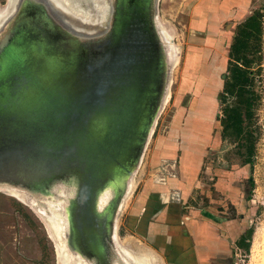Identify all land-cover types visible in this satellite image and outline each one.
Wrapping results in <instances>:
<instances>
[{
	"label": "water",
	"instance_id": "1",
	"mask_svg": "<svg viewBox=\"0 0 264 264\" xmlns=\"http://www.w3.org/2000/svg\"><path fill=\"white\" fill-rule=\"evenodd\" d=\"M92 2L0 5V193L41 218L69 263L164 264L118 231L180 51L160 0Z\"/></svg>",
	"mask_w": 264,
	"mask_h": 264
},
{
	"label": "rangeland",
	"instance_id": "2",
	"mask_svg": "<svg viewBox=\"0 0 264 264\" xmlns=\"http://www.w3.org/2000/svg\"><path fill=\"white\" fill-rule=\"evenodd\" d=\"M5 2L6 0H0L2 5ZM223 2L229 3V11H226L227 6ZM258 9H261L264 15V0H160L159 17L174 27L177 33L174 41L178 44L180 58L173 72L171 98L158 120V126L141 164L145 166L144 179L141 181L142 175L138 176L139 169L136 176L137 186L140 183L139 187H136L135 194L131 196L129 205L120 218L118 235L122 239L129 235L134 236L137 241L141 239V232L132 230L131 224L128 223L127 214L131 200L133 201L140 193L145 186L144 183L147 187L153 184L149 174L157 168L158 171H163L161 166L153 163L156 141L161 128L168 123L175 106H193L197 99L203 98L204 95L201 93L204 79H208L207 76H211L214 80L212 84L215 88L218 87L221 75L226 69L227 50L236 25ZM263 67L264 65L260 89L262 102L256 112L259 134L252 164L243 163L245 157L240 153L243 154L244 149L239 148L237 142L223 139L221 136L222 127L218 121L221 116V105L218 94L213 119L202 121L210 132L207 131L206 134L203 132L201 136L203 144L198 143L201 148L198 151L202 153V156H198L202 162L198 180L193 182L189 176H184L186 180H180L182 183H179V191L174 196L175 202L181 209V217L191 220L195 218L213 220L215 215L220 214L219 211H223L224 217L238 222L237 240L247 238L249 248L248 250L239 248L236 241L233 244L230 264H264ZM162 167L167 168L166 165ZM168 170L170 173L173 172L169 168ZM225 176L229 177V180H236L234 184L239 187L237 209L232 207L231 199L221 191L220 183L226 178ZM162 179L156 181L164 184ZM248 232H250L249 237ZM137 244L141 243L137 242L132 248ZM0 264H58L56 248L41 220L30 208L2 193H0Z\"/></svg>",
	"mask_w": 264,
	"mask_h": 264
},
{
	"label": "crops",
	"instance_id": "3",
	"mask_svg": "<svg viewBox=\"0 0 264 264\" xmlns=\"http://www.w3.org/2000/svg\"><path fill=\"white\" fill-rule=\"evenodd\" d=\"M223 4L227 6L226 11H229V3ZM207 77V80L204 79L201 93L204 95L203 98L197 99L193 106H175L168 123L161 128L153 163L161 166L163 171H158L157 168L154 174H149L153 184L147 187L144 183L145 186L134 198V203L131 200L127 214V221L131 224L132 230L142 234L140 243L157 252L165 264H230L233 244L238 242V222L224 217L223 211H219L220 214L215 215L213 220H209L210 218L191 220L181 217L179 204L174 200L179 191V183L186 180L184 176H189L193 182H197L202 166L198 157L202 156L198 151L201 149L198 143L203 144L201 137L203 132L204 134L210 132L202 121L213 119L216 112V97L222 91V75L217 88L212 84L213 78ZM163 165L167 168H163ZM168 168L173 172L170 173ZM144 171L143 164L138 174L142 175L141 181L144 179ZM160 178H164L162 179L164 184L156 181ZM228 180L229 177L223 178L220 183L221 191L231 199L232 207L237 209L240 190L238 185L234 184L236 180ZM184 220L185 222H182Z\"/></svg>",
	"mask_w": 264,
	"mask_h": 264
},
{
	"label": "trees",
	"instance_id": "4",
	"mask_svg": "<svg viewBox=\"0 0 264 264\" xmlns=\"http://www.w3.org/2000/svg\"><path fill=\"white\" fill-rule=\"evenodd\" d=\"M263 18L262 10L258 9L236 25L227 50L219 95L221 136L244 149L240 154L246 164H252L259 134L256 112L262 102ZM237 245L248 250V239L243 238Z\"/></svg>",
	"mask_w": 264,
	"mask_h": 264
},
{
	"label": "bare ground",
	"instance_id": "5",
	"mask_svg": "<svg viewBox=\"0 0 264 264\" xmlns=\"http://www.w3.org/2000/svg\"><path fill=\"white\" fill-rule=\"evenodd\" d=\"M9 1V6L8 7H10V4H11V0H8ZM91 2H92V0H91ZM96 2V1H95ZM93 3V2H92ZM94 4V3H93ZM6 8L5 7H0V22L1 21H3L4 20V18L6 17V13L7 12H5L4 10H5ZM161 22L163 23V25L165 26V29L167 30V32H170V34H171V29H170V27L168 26V25H170V23L169 22H166L165 20H162L161 19ZM173 35L174 36H176L177 35V33H175V29H174V27H173ZM178 45V44H177ZM141 168H143V165L141 166ZM164 179V178H163ZM131 198V197H130ZM130 200V199H129ZM129 200L126 202V207H125V209L127 208V206H128V204H129ZM36 214V213H35ZM37 216V215H36ZM40 220H41V218L40 217H38ZM41 222L43 223V221L41 220ZM44 224V223H43ZM46 227V226H45ZM46 230H47V227H46ZM47 233H48V235H49V237H50V239H51V236H50V234H49V232H48V230H47ZM119 242H120V244L125 248V249H127L128 251H130V248H132V245H135L137 242H140V241H137L134 237H132V236H127V237H125V238H121V237H119ZM55 248H56V252H57V259H58V264H72L71 262L69 263V261H67V258L66 257H64V255L62 254V252L59 250V248L57 247V246H55ZM136 248H137V250H138V253L141 255V256H147L146 254H147V252L150 250L149 248H147V246H145V245H142V244H137L136 245ZM133 255V254H132ZM134 255H136L137 257H138V254H136V253H134ZM74 264H83V263H81V262H76V263H74Z\"/></svg>",
	"mask_w": 264,
	"mask_h": 264
},
{
	"label": "built area",
	"instance_id": "6",
	"mask_svg": "<svg viewBox=\"0 0 264 264\" xmlns=\"http://www.w3.org/2000/svg\"><path fill=\"white\" fill-rule=\"evenodd\" d=\"M263 32H264V18H263ZM263 42H264V34H263ZM263 50H264V47H263ZM263 65H264V63H263ZM263 71H264V67H263Z\"/></svg>",
	"mask_w": 264,
	"mask_h": 264
},
{
	"label": "flooded vegetation",
	"instance_id": "7",
	"mask_svg": "<svg viewBox=\"0 0 264 264\" xmlns=\"http://www.w3.org/2000/svg\"><path fill=\"white\" fill-rule=\"evenodd\" d=\"M1 6H3L2 4H0ZM165 264V263H164Z\"/></svg>",
	"mask_w": 264,
	"mask_h": 264
}]
</instances>
